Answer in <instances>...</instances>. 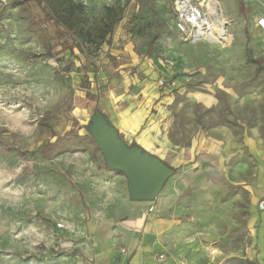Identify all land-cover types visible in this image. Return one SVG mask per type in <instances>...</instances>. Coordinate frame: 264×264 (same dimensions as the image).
<instances>
[{"label": "rangeland", "instance_id": "1", "mask_svg": "<svg viewBox=\"0 0 264 264\" xmlns=\"http://www.w3.org/2000/svg\"><path fill=\"white\" fill-rule=\"evenodd\" d=\"M73 1L79 28L65 34L39 0H0V264H69L49 252L47 225L64 224L75 243L90 239L77 224L92 208L73 174L105 162L89 131L98 99L88 94L126 76L166 92L152 124L187 156L157 197L160 264H264V65L255 62L264 39L249 44L264 0H217L227 43L183 40L175 0ZM55 154L81 171L41 170V156Z\"/></svg>", "mask_w": 264, "mask_h": 264}, {"label": "crops", "instance_id": "2", "mask_svg": "<svg viewBox=\"0 0 264 264\" xmlns=\"http://www.w3.org/2000/svg\"><path fill=\"white\" fill-rule=\"evenodd\" d=\"M261 19L264 17L254 21L249 33V44H252L254 48L260 47L261 40L264 39V30L259 26ZM250 53H252L251 50ZM140 68L143 70L142 67ZM117 71L118 69L115 70ZM119 73L122 75V72L119 71ZM145 82L138 77L136 79L129 76L113 78L106 83L107 89L104 93L100 85L92 84L91 93L98 99V102L93 100L91 104L94 115L98 108L127 145L138 146L164 163H166L164 158L170 157L171 166L176 170L187 156L180 155V149H176L177 147L164 134L160 136L154 128L155 125L152 124L154 120L152 111L157 108L155 104H158L160 98L166 94L163 91L165 88L158 85L163 91L161 93L153 84ZM131 89L134 91L131 92ZM138 94H141L140 100L137 99ZM158 106V116H161L164 108L161 104ZM41 159V170L47 172L71 168L81 171L80 165L75 166L73 161L63 164L65 159L58 158L57 154L51 157L42 155ZM97 164L94 172H89L86 178L73 172L81 204L85 203V206L92 208V218L90 217L88 222L77 224L84 226L85 236L90 239L80 238L75 243L73 240L66 239L69 237H63L64 234H68L63 231L64 229L47 225L44 235L54 237V243L51 244L49 252L60 253L57 255L68 258L69 264H160L158 253L163 251L164 246L155 241L161 240L165 225L163 222H158L156 218L158 210L165 204L158 203L159 199L154 202L131 201L125 175L110 169L103 160ZM50 174L54 173L50 172ZM44 178H48V175ZM58 197L62 202L63 197ZM79 216L80 214L72 215L71 219H78ZM163 220L160 219V221ZM24 234L26 238V233Z\"/></svg>", "mask_w": 264, "mask_h": 264}, {"label": "water", "instance_id": "3", "mask_svg": "<svg viewBox=\"0 0 264 264\" xmlns=\"http://www.w3.org/2000/svg\"><path fill=\"white\" fill-rule=\"evenodd\" d=\"M90 133L106 165L125 175L133 202H154L175 170L138 146L127 145L99 112L91 120Z\"/></svg>", "mask_w": 264, "mask_h": 264}, {"label": "built area", "instance_id": "4", "mask_svg": "<svg viewBox=\"0 0 264 264\" xmlns=\"http://www.w3.org/2000/svg\"><path fill=\"white\" fill-rule=\"evenodd\" d=\"M1 1L6 3V0ZM173 10L175 13V28L185 41L198 42L209 40L212 36H215L220 37V40H218L223 43V37L228 36L227 29L224 33H221L224 36H219L214 28L212 19L215 16L219 18L220 14V4L217 0H175ZM213 10H215L214 13ZM259 26L264 30V19L259 21ZM168 85V81L165 79L159 81L160 87L166 88ZM57 228L64 229L65 226L59 223Z\"/></svg>", "mask_w": 264, "mask_h": 264}, {"label": "trees", "instance_id": "5", "mask_svg": "<svg viewBox=\"0 0 264 264\" xmlns=\"http://www.w3.org/2000/svg\"><path fill=\"white\" fill-rule=\"evenodd\" d=\"M39 2L45 4L49 12L48 20L57 27L59 32H64L66 34V32H76V30L79 28L80 19L78 18L77 12L82 9V5L76 4L73 0H39ZM62 10L64 12L63 14L61 13ZM116 22L117 21H114L110 25V33L113 31L114 24ZM71 48L73 49V46ZM255 62L260 65L264 64V62L260 60H255ZM63 69L64 67H60L58 71L62 73ZM88 97L89 99H95L92 94H88ZM96 112L101 113L98 108L96 109L95 113ZM104 117L106 118V116Z\"/></svg>", "mask_w": 264, "mask_h": 264}, {"label": "bare ground", "instance_id": "6", "mask_svg": "<svg viewBox=\"0 0 264 264\" xmlns=\"http://www.w3.org/2000/svg\"><path fill=\"white\" fill-rule=\"evenodd\" d=\"M215 12V10H213V13ZM225 23L223 22V20H221V19H217L215 22H214V28H215V31L218 33V35L219 36H224V34L222 35L221 33H224V31H226V28H225ZM215 36H212L209 40H214L213 38H214ZM224 38V40L223 41H225V42H223V43H227L228 42V40H227V37L225 36V37H223ZM216 39L218 40H220V37H216Z\"/></svg>", "mask_w": 264, "mask_h": 264}]
</instances>
